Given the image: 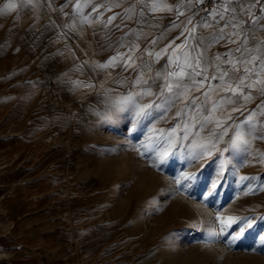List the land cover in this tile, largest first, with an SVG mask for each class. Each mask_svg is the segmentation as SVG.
Listing matches in <instances>:
<instances>
[{
  "label": "rangeland",
  "instance_id": "obj_1",
  "mask_svg": "<svg viewBox=\"0 0 264 264\" xmlns=\"http://www.w3.org/2000/svg\"><path fill=\"white\" fill-rule=\"evenodd\" d=\"M9 1L0 0V9ZM139 14L134 13L126 28V43L122 41L125 28L104 21L97 26L60 25L47 10L39 20L21 25L10 12L0 14V94L10 100L12 95L19 98L0 106V141L19 142L20 149L19 169L6 161L10 158L0 157V182H4L0 238L14 232L19 240L13 253L0 255V264H264V140L255 139L247 156L214 151L194 158L185 145L161 162L156 143L163 138L161 131L167 133L177 122L173 116L183 105L152 122L138 120L131 109L110 107L119 95L135 91L132 81L140 71L154 76L169 58L162 55L157 62L148 56L165 48L157 41L161 28L142 25ZM18 36L41 49L46 41L47 66L42 62L26 72L17 71L13 43ZM131 43L139 44L137 57L143 54L136 67L111 68L109 88L79 86L91 84L90 76L75 74L83 72L85 61L95 57L104 64L125 53L122 45ZM63 64L71 74L58 87ZM10 70L15 74H8ZM216 83L208 81L190 95L202 101V92ZM244 93L251 99L244 101L237 95L235 103L216 115L226 119L230 114L227 124H232L255 112V119L264 123L260 114L264 85L245 88ZM220 97L232 98L230 92L213 94L214 100ZM234 107L240 111L233 112ZM231 135L230 130L219 148ZM46 157L47 171L30 169ZM45 174L49 196L43 262L25 242L31 229L21 217L27 202L13 201V196L18 184L21 188ZM186 175L194 178L185 179ZM241 176L250 179L242 181ZM217 216L254 218L253 227L228 247L224 243L228 237L210 239L219 231ZM235 227L226 231L231 233Z\"/></svg>",
  "mask_w": 264,
  "mask_h": 264
},
{
  "label": "snow or ice",
  "instance_id": "obj_2",
  "mask_svg": "<svg viewBox=\"0 0 264 264\" xmlns=\"http://www.w3.org/2000/svg\"><path fill=\"white\" fill-rule=\"evenodd\" d=\"M31 2L32 0H27V3ZM16 7V3L10 0L9 3L0 9V14H6ZM159 7V4L153 3L151 10L155 11ZM228 11L230 9L225 7L223 8V12L217 11L212 13V18L215 20L219 16L220 19H224V13ZM231 11H234V9H231ZM179 14L183 15V13ZM110 22L111 19L109 20ZM188 23H191V18L188 19ZM229 27L234 29V31L225 33V29ZM240 28L241 25L236 23L235 17H233L219 29V35L213 37L214 43L227 37L229 43L238 45L235 49H231L225 54V56H214L210 61L202 64V50L197 49V55L190 58L187 46L178 45L177 48L184 47V51L181 52L180 57L173 59L175 56V50H173L172 54L169 55L166 65L162 66V71L156 72L154 76H146L143 71H140L132 81V88L135 91L129 90L127 94H121L117 99L110 101V107L131 109L135 112L138 120H147L149 122L164 119L166 118V113L177 109L178 105H183V107L178 108L173 116V119H176L177 122L167 133L161 131L160 135L163 138L156 143L155 151L157 158L161 162H163L170 152L183 151L185 145H187L188 151L194 158L211 156L214 151L230 152L237 156H247L255 139L264 140V123L255 119V112L249 113L245 120L239 123L233 122L232 124H227L228 120H232L230 114L226 119H220L216 115L227 104L235 103L237 95L242 97L244 101L250 100L251 95L244 93L245 88L251 89L256 85H264V52L260 48H250L246 36L241 43ZM184 31H188L187 27ZM151 43L156 44V40H152ZM122 47L127 48L125 53H118L108 62L97 64L95 67L109 69L122 66L125 70L136 67L137 61L142 60L143 55L140 57L135 55L139 51V44L131 43L130 45H122ZM170 47L171 44L165 46L159 52H148L147 54L158 62L162 55H168ZM117 61H120L121 64L118 65ZM144 67L150 70V65L145 64ZM210 69L215 74L207 75L206 73ZM208 81H218V83L208 85L207 89L202 92V96L204 97L202 101L199 96L190 95L192 91L199 92ZM114 82L126 83V81ZM79 86L87 88L96 87L93 84ZM220 91L230 92L232 98L220 97L214 100L213 94H218ZM241 107L243 106L241 105ZM232 111H240V108L234 107ZM260 114L264 115V111H261ZM104 118H108V112L104 113ZM226 124L227 126H225ZM206 130H208L207 135H202ZM230 130L232 135L226 142V146L223 149L219 148L221 143H225V137L229 135ZM257 133L261 134L257 135ZM177 144L180 145L179 148L176 147ZM261 155L264 156V154ZM223 163L221 161L222 166ZM154 166L158 167V165ZM184 178L191 180L194 176L186 175ZM240 179L243 181L250 178L241 176ZM217 220L219 222V231L212 233L210 239L219 240L222 237H228L224 240V243L228 247H232L243 238L246 229L253 227L254 218H238L233 216L225 218L217 216ZM233 225H236V227L231 233L226 231V229L233 228Z\"/></svg>",
  "mask_w": 264,
  "mask_h": 264
},
{
  "label": "crops",
  "instance_id": "obj_3",
  "mask_svg": "<svg viewBox=\"0 0 264 264\" xmlns=\"http://www.w3.org/2000/svg\"><path fill=\"white\" fill-rule=\"evenodd\" d=\"M11 2L16 3L17 7L11 10L10 13L14 17L16 16L21 25L31 24L39 20L42 15L47 14L48 10L60 21V25L72 26L77 23L97 26L100 25L101 21H104L108 26L123 27L125 28L122 39L124 43L129 38L126 28L131 24L134 13L140 11L138 18L142 25L161 28L157 33V41H161L163 47L171 44L168 55H171L175 50L173 59L180 57L184 47L177 48V46L186 45L190 58L197 55V49L202 50V64L207 63L214 56H225L231 49L238 46L229 43L227 37L219 42H213V37L219 35V29L235 17V22L241 25L240 42L242 43L246 36L250 48H260L264 52V0H224L221 4L209 6L205 5L204 0H32L31 3H27V0H11ZM153 3L160 5L155 11L151 10ZM225 7L229 8L230 11L224 13V19L217 16L214 20L212 13L223 12ZM231 9H234V11H231ZM179 13H183V15ZM189 18H191L190 24L188 23ZM110 19L111 22L109 23ZM205 25L209 26L206 27ZM186 27L187 32L184 31ZM232 31L234 29L231 27L225 29V33H231ZM177 37L179 38L177 39ZM173 41L174 43H172ZM13 44L17 71L26 72V69L37 67L42 62V65L47 66L44 61L47 58L46 41L42 49L34 44L32 45L31 41L21 36H18ZM211 72L213 71L210 69L208 73ZM8 74H15L14 70H10ZM14 96L16 95H12V100H10V97L0 94V106H2V102L18 101L19 98H13ZM19 151V142L10 144L8 140L0 141V157L10 158L6 161L13 167L18 164ZM30 169L47 171V157L34 164ZM16 173L17 171L13 176ZM1 185H4V182H0V192L3 188ZM6 185L10 187L8 184ZM11 185L13 189V184ZM17 187V194L13 196L15 198L12 197L13 201L25 200L27 202L22 207L21 217L25 223L31 226L30 235L25 242L30 243L34 252H38L42 256L43 262H46L47 197L49 196L47 195V174L30 180L21 188L19 184ZM7 234L9 236L0 238V255L13 253L19 245V240L14 232H8Z\"/></svg>",
  "mask_w": 264,
  "mask_h": 264
},
{
  "label": "bare ground",
  "instance_id": "obj_4",
  "mask_svg": "<svg viewBox=\"0 0 264 264\" xmlns=\"http://www.w3.org/2000/svg\"><path fill=\"white\" fill-rule=\"evenodd\" d=\"M81 41V40H79ZM81 43V42H80ZM83 45V43H81ZM80 44V45H81ZM89 45V44H88ZM83 47V46H82ZM87 47V46H86ZM91 49V48H90ZM86 50V49H85ZM86 52V51H85ZM95 52V51H94ZM91 53V52H90ZM93 56V55H92ZM95 58V57H94ZM93 57H90V60H87L84 62V70L83 72L81 71L80 72H75V74H82L84 75L85 77L86 76H90L88 78L91 79V84H95L97 85L98 87H101V85H103V87H110V83L112 81V76L111 75H108L109 73V69H100V68H97L95 67V65L97 64H102L101 62H99L97 59H94ZM85 59V58H84ZM108 62V61H107ZM71 68V67H70ZM62 73L61 75H58V78H57V85L58 87L61 86V84L65 83V81L67 80V78L65 79V77H68L67 75L71 74V71L66 68V65L63 64V67H62ZM89 74V75H88ZM83 76V77H84ZM86 83V82H85ZM88 83V82H87ZM64 85V84H63ZM67 88V87H66ZM86 99V98H85Z\"/></svg>",
  "mask_w": 264,
  "mask_h": 264
},
{
  "label": "built area",
  "instance_id": "obj_5",
  "mask_svg": "<svg viewBox=\"0 0 264 264\" xmlns=\"http://www.w3.org/2000/svg\"><path fill=\"white\" fill-rule=\"evenodd\" d=\"M223 1L224 0H204L206 6L221 4Z\"/></svg>",
  "mask_w": 264,
  "mask_h": 264
}]
</instances>
